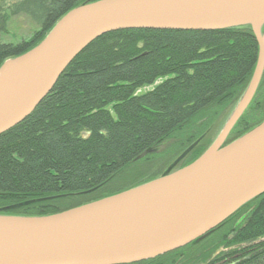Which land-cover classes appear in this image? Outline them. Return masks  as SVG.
Segmentation results:
<instances>
[{
	"label": "trees",
	"instance_id": "16d2710c",
	"mask_svg": "<svg viewBox=\"0 0 264 264\" xmlns=\"http://www.w3.org/2000/svg\"><path fill=\"white\" fill-rule=\"evenodd\" d=\"M87 1L97 0H0V66L32 49L63 15ZM18 16L28 18L36 30L28 39L6 42L9 21ZM258 53L250 26L210 31L126 29L96 38L72 60L35 110L0 134V215L55 214L174 170L170 169L174 160L161 169L165 160L154 157V150L202 111L235 96L237 89L242 88L241 96ZM159 78L166 79L137 94ZM263 84L264 73L257 92ZM244 116L228 142L264 120L250 126ZM200 134L203 139L181 167L209 146L200 148L208 135ZM187 141L183 147L194 142ZM220 238L225 248L213 256L209 244H219ZM133 264H264V193L204 239Z\"/></svg>",
	"mask_w": 264,
	"mask_h": 264
},
{
	"label": "water",
	"instance_id": "95a60500",
	"mask_svg": "<svg viewBox=\"0 0 264 264\" xmlns=\"http://www.w3.org/2000/svg\"><path fill=\"white\" fill-rule=\"evenodd\" d=\"M242 26H250L258 42L256 67L231 116L197 159L55 214L0 215V264H133L153 259L204 239L263 194L264 120L235 140L228 138L263 78L264 0L87 1L63 15L32 49L5 60L0 66V134L28 117L72 60L104 34ZM202 139L187 147L170 169Z\"/></svg>",
	"mask_w": 264,
	"mask_h": 264
},
{
	"label": "rangeland",
	"instance_id": "374dc122",
	"mask_svg": "<svg viewBox=\"0 0 264 264\" xmlns=\"http://www.w3.org/2000/svg\"><path fill=\"white\" fill-rule=\"evenodd\" d=\"M35 30L36 27L28 18L23 16L13 17L9 21L8 34L4 37V40L6 42H18L20 40L28 39ZM165 79L166 78H159L152 85H147L139 88L137 90L138 92L137 94L141 95L153 90L155 86L162 83ZM241 91L242 88L237 89V93L235 96L232 95L233 97L230 96L226 98L225 100H223L222 103L212 105L205 111H202L198 116L195 117V119L191 121V123L187 127H185L183 131L171 136L169 140H166V142H164L162 145L156 148L154 150L155 153L153 154V156L154 157L160 156L159 158L162 157V160H165L162 161L164 165L162 166L161 169H163V167L164 169L167 168L168 165L173 160L175 161L178 158V156H180L181 152L186 148L183 147L185 146L183 142H186L187 138L191 135H195L196 137L191 139L190 141H187V143L193 142L194 139L200 137L202 134L199 135V132H203V131L206 132L208 134L205 138L206 141L202 146H200V148H204L205 146L210 145L217 137V135L219 134V132L221 131V129L223 128L229 117L231 116L233 110L235 109L237 103L239 102L241 96L244 93L243 91L242 95L240 96ZM256 93H257L256 94L257 97L256 96L255 97L257 100L253 104V107L249 111L246 110L247 112L246 111L244 112L245 113L244 117L248 119V121L250 122L249 123L250 126H252L257 121H260L264 118V84ZM251 104L252 103H250V106ZM111 107L112 106H109V109H111ZM205 124H209V126L207 125L205 126ZM178 150H182V151L178 152ZM176 152L178 154L173 156V154H175ZM152 159L154 158L152 157ZM187 161H188V156L183 161V163ZM149 162H150L149 160L145 161L146 164H148ZM140 164L141 163H139L137 166H140ZM179 168L181 167H176V169ZM152 170L156 171L155 169ZM220 240L221 241H219L220 242L219 244H215V245L209 244L208 248L212 252L213 256L219 254L225 248L224 246L225 240H222V238H220ZM189 260H191L189 262H193L192 259Z\"/></svg>",
	"mask_w": 264,
	"mask_h": 264
},
{
	"label": "flooded vegetation",
	"instance_id": "af4514ba",
	"mask_svg": "<svg viewBox=\"0 0 264 264\" xmlns=\"http://www.w3.org/2000/svg\"><path fill=\"white\" fill-rule=\"evenodd\" d=\"M187 158V156L183 159V160H181L174 168L176 169V167H181L182 166V163H183V161L185 160Z\"/></svg>",
	"mask_w": 264,
	"mask_h": 264
}]
</instances>
